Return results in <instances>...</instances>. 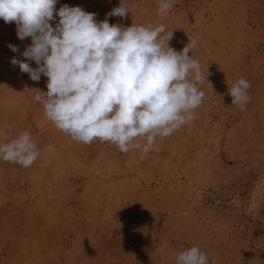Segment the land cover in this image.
I'll use <instances>...</instances> for the list:
<instances>
[{
  "label": "rangeland",
  "instance_id": "1",
  "mask_svg": "<svg viewBox=\"0 0 264 264\" xmlns=\"http://www.w3.org/2000/svg\"><path fill=\"white\" fill-rule=\"evenodd\" d=\"M121 2L125 18L106 16ZM169 3L163 14L158 0L56 5L125 27L162 24L177 52L196 40L195 119L146 152L84 144L48 120L33 91L46 92L47 77L34 82L10 63L36 67L21 55L31 39L0 19V144L28 131L40 151L27 168L0 158V264H175L194 245L210 264H264V0ZM241 77L251 85L245 111L228 94Z\"/></svg>",
  "mask_w": 264,
  "mask_h": 264
},
{
  "label": "clouds",
  "instance_id": "2",
  "mask_svg": "<svg viewBox=\"0 0 264 264\" xmlns=\"http://www.w3.org/2000/svg\"><path fill=\"white\" fill-rule=\"evenodd\" d=\"M57 3L0 0V19L15 23L21 41L31 39L21 55L36 67L17 58L10 63L19 65L34 82L47 77V91L33 90L34 99L59 130L84 144L100 139L122 152L131 148L146 152L156 137H167L195 119L193 110L204 95L197 86L203 78L200 63L189 55L196 47L195 39L177 52L169 46L173 32L162 35V24L125 27L110 24L107 18L98 22L96 13L67 4L57 10ZM171 7L169 0H158L157 14ZM128 13L121 2L106 16L125 18ZM8 47L19 51L15 45ZM192 73L194 80L189 79ZM250 87L241 77L229 89L232 105L240 111L251 100ZM137 138H146V144L135 142ZM39 155L28 131L0 144V158L25 168ZM175 264H210V260L194 245L176 253Z\"/></svg>",
  "mask_w": 264,
  "mask_h": 264
},
{
  "label": "bare ground",
  "instance_id": "3",
  "mask_svg": "<svg viewBox=\"0 0 264 264\" xmlns=\"http://www.w3.org/2000/svg\"><path fill=\"white\" fill-rule=\"evenodd\" d=\"M206 62V61H205ZM206 64V63H205ZM195 163V162H194ZM199 168V167H198ZM200 170V169H199ZM193 188V187H192ZM197 191V190H196Z\"/></svg>",
  "mask_w": 264,
  "mask_h": 264
}]
</instances>
